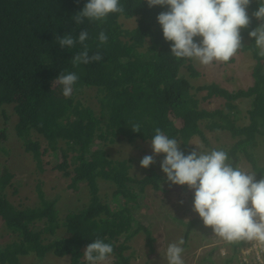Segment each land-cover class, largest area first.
I'll list each match as a JSON object with an SVG mask.
<instances>
[{"label":"trees","instance_id":"1","mask_svg":"<svg viewBox=\"0 0 264 264\" xmlns=\"http://www.w3.org/2000/svg\"><path fill=\"white\" fill-rule=\"evenodd\" d=\"M87 2L0 0V118L18 119L16 131L29 153L27 158L31 156L37 168L46 152L51 151L53 158L60 154L63 160H58L54 168L71 178L69 188L73 192L87 188L92 195L87 208L61 217L62 195L46 197L40 183L35 204L18 206L12 203L7 190L16 173L8 167L1 168L0 241L7 236L13 241L7 245L0 242V264H20V258L29 255L43 261L50 250L59 258H68L69 264H86V246L97 238L113 245L114 251L106 262L130 264L134 254L125 255L130 248L128 243L141 232L150 253L154 252L151 224L136 221V206L130 204H136L138 192L148 186L163 192L158 183L161 177L151 170L137 180L130 172V161L108 159L102 142H150L155 129L160 128L170 138L178 139L182 151L188 154L194 137L206 142L201 123L207 131L228 132L236 141L227 150L233 166H237L242 155L257 173V180L264 174L257 157V150H264L258 138L264 136V57L258 55L255 41L248 36L258 21L253 19L249 29L241 30L246 38L241 51L256 62L254 86L247 91L230 92L216 83L197 88L192 85L189 78L200 77L201 73L192 59L171 56V44L165 41L157 21L158 14L166 8H149L145 0H121L124 13L110 14L104 21L85 19L76 25L73 17ZM257 8V0H252L249 15ZM122 17L136 20L137 27L125 30L120 23ZM84 30L89 34L85 42L89 55L99 53L102 60L74 66L71 60L83 50V45L62 49L56 36L67 34L78 39ZM101 31L108 36L103 44L98 39ZM183 68L188 73H182ZM61 71L75 72L79 77L71 97L63 96L61 85H53ZM88 90L95 91V103L83 101ZM201 92L205 95L199 97ZM246 97L252 98L249 124L239 127V111L233 102ZM217 98L225 100L224 108H200V104ZM133 123L140 124L139 133L132 131ZM33 130L45 139L44 152L40 142L32 141ZM6 141L5 131L0 134V142ZM105 181L114 184L116 190L111 200L104 202L98 193L100 183ZM17 192L10 194L16 197ZM176 222L185 223L181 217ZM198 224H187L184 251L191 230Z\"/></svg>","mask_w":264,"mask_h":264},{"label":"clouds","instance_id":"2","mask_svg":"<svg viewBox=\"0 0 264 264\" xmlns=\"http://www.w3.org/2000/svg\"><path fill=\"white\" fill-rule=\"evenodd\" d=\"M145 2L149 8L160 6L167 9L166 11H161L158 14L157 21L162 28L165 41L170 42L171 44V56L177 58L178 60L183 58L194 59L202 66H209L213 64V62H216L219 67H222L223 71L226 72L227 69L233 65L234 70L237 73H239L240 69H247L253 76L256 62L251 56L254 62L249 66L248 60L245 57L247 52L241 51V49L245 47L243 40L246 39L242 37L241 30L249 29L253 19L259 23L257 27L248 31V36L250 39L255 41L254 47L258 49V55L260 57H264V0H257L258 8L255 11H252L251 15H249L248 10L251 6L252 0H145ZM124 11L125 9L121 4V0H88L83 9L78 12L73 19L76 25H81L84 23L85 19L89 21H104L110 14L124 13ZM88 38V31L84 30L79 33L78 39L67 34L63 37L56 36V43H58L62 49L74 48L77 43L83 45V50L74 55L71 60V63L74 66L101 61V54L96 53L89 55L88 46L85 43ZM98 39L103 44L107 42L108 36L104 31H101ZM231 77L234 79L235 74L233 73ZM78 79L79 77L75 72L61 71L60 75L53 81V85H61L62 94L67 98L72 96L74 85L77 83ZM195 80H201L202 83H200V86L217 83L212 79H210L207 83H204L205 79L201 77H197ZM254 81L255 78L253 76V82ZM217 85L230 92L239 90L247 91L250 87L254 86L253 84L249 88H235L231 90L220 84ZM194 87L197 88L199 86ZM198 95L202 97L205 94L201 92L198 93ZM217 99L220 100L221 98ZM214 100L215 99L205 103L212 105ZM243 100H249L250 102L249 108L245 112H243L239 106V102ZM203 104H200V108ZM233 105L236 106L237 111H239L237 126L243 127L248 125V113L251 110L252 98H239L233 102ZM221 108H224V106ZM243 113L245 114L244 119L246 120V123L243 126H240L239 121L243 116ZM13 120L16 124L18 123L17 118H1L0 120L2 121V124L0 123V134L5 131L7 133L8 130L7 141L0 142V147L4 148V150L0 151V153L9 156L11 151L8 148V143L16 142V153L13 160L19 159L18 161L20 162L23 156H26L27 158L29 153L25 151L24 141L18 136L19 134L16 131V124L14 125V136H11L10 134L9 124ZM200 125L204 132L206 129H204L201 123ZM140 127L139 123H133L131 129L133 132L139 133ZM33 132L36 133L33 130L31 131V135H33ZM221 132L222 131L216 133ZM39 136L42 137L41 135ZM258 138L259 142H262L261 147H263L264 136L258 135ZM43 139L33 135L32 141L40 142L42 151L44 152L47 144L45 139ZM192 140H190L191 151L188 154H185L182 151V146L178 139L176 140L175 138H170L160 128L155 129V134L151 138L150 142H144L151 144V149L155 156H159L161 154L164 156L160 167L162 172L166 175V182L170 186L178 185V189H180V191L182 190L181 186L186 185L183 189L184 196L186 199L193 200L192 210L200 217L199 219L194 220L184 219V225H178L176 222V218L178 216L176 215H184V213L188 210V208L185 209L184 207L178 205L177 207L184 211L181 213L174 212L176 215H167L166 220L169 223L167 226V234H169V229H173L172 226L174 225H177L181 231L183 229H186L187 231V224L190 221H198L199 224L190 232L189 240L192 237L195 238L196 235L202 234L201 232H203V228L205 226L212 229L214 237L223 239L230 244L237 241H243L239 244H231L235 260L241 251L242 245L244 243H248L249 248L257 253V255H254L249 264H264V174L259 180H257L256 172L254 174L249 171L242 170L240 166H233V161L229 160L227 150L212 149L210 151H203L199 147H196L199 149L197 151L191 145ZM202 140L203 139L201 138V141ZM232 140L235 141L234 139ZM122 142L127 141L121 139L115 143H101V148L107 155L108 159L115 160L110 156V152L107 151V148L112 149L117 144ZM234 145H232V147ZM46 155L53 157L51 151L43 154L42 165L39 168H37L38 164L33 161L36 169L40 170L42 173L46 172L45 166L49 163ZM240 156L242 155H239V157ZM60 158L62 157L59 154V158H53L52 161H50L49 164L53 166V169H55L54 167L57 164L54 162H57ZM130 159L131 158L124 160L130 161V172L132 175L136 176L137 180H141L148 175L147 173L141 178H138V176L133 172L134 161L133 159ZM7 163L8 161L6 159L2 168L8 167ZM154 163L155 159L153 155H145L140 161V167L148 169ZM42 169H44V171H41ZM162 181L163 178L161 177L158 183L164 191L159 192L155 190L157 193L162 195V199H164V194L167 193L168 196L176 197L180 203L185 205L191 203L183 198V193H175V188H164L162 186ZM102 185H107L112 189V194L109 199L111 200L113 193L116 190L114 184L109 181L100 183V191L102 190ZM39 186L41 185L39 184ZM79 187L86 186L80 185ZM147 188H152L154 190L152 186H148L146 189ZM41 190H43L42 187ZM100 191L98 193L99 199L103 201L100 197ZM144 192H138V199ZM121 202L122 200L120 203ZM89 204L87 206H89ZM136 204L131 202L130 207L136 206ZM113 205L115 204L113 203ZM87 206H84L83 208H87ZM83 208L76 211L75 214L79 213V211ZM68 216L71 215L68 214L66 217ZM101 216H104V214ZM202 224L204 225L201 226ZM150 231L154 237L151 228ZM140 235H144L143 232L135 236L128 243V245L130 246V243ZM184 244L185 240L183 237L180 238L178 242L169 243L166 249H160L161 255L163 252L162 256L164 259L166 258L168 264H184V260L182 259L184 248L181 247ZM113 251L114 249L111 243H106L104 239L97 238L86 246L83 260L86 264H103V262L111 256ZM127 252L128 251L125 252L126 256ZM48 254H52L54 257L59 258L52 250L47 252L46 257ZM28 257H30V255ZM22 259L23 258L21 257L20 264ZM63 259L65 260L66 257ZM228 260L232 262V258ZM43 261L33 260L31 264H41ZM109 264H111V260H109Z\"/></svg>","mask_w":264,"mask_h":264},{"label":"rangeland","instance_id":"3","mask_svg":"<svg viewBox=\"0 0 264 264\" xmlns=\"http://www.w3.org/2000/svg\"><path fill=\"white\" fill-rule=\"evenodd\" d=\"M120 23L125 30L129 31L137 27V22L134 19H126L122 17L120 19ZM245 57L248 60L250 66L254 62L252 57L249 54H245ZM192 61V64L201 73L200 77L205 79L204 83H207L210 79H212L213 81L217 82L216 84H220L231 90L235 88H249L254 84L253 76L248 72L247 69H240L239 73H237L232 65L227 69L226 72L223 71L222 67H219L218 63L216 62H213V64L209 66H202L194 59H192ZM182 73H188L187 69L183 68ZM233 73L235 74L234 79L231 77ZM189 80L191 81L193 86H200V83H202L201 80L196 81L192 78H189ZM87 95L88 97H85L87 99L84 98L83 101H86L88 103H95L97 101L94 97L95 91L88 90ZM224 103L225 101L223 99H215L212 105L204 103L202 107L207 110L213 111L216 108L223 107ZM249 105V100H243L239 102V106L243 110V112H245L249 108ZM244 118L245 114L243 113V116L239 121L240 126H243L246 123V120ZM0 123L2 124V121H0ZM15 124L16 122L14 120L9 124L11 136H14ZM204 132L207 142H204L203 140L201 141V139L196 137H194V139L191 141L192 147L197 151L199 149H197L196 147H199L203 151H210L212 149L228 150L232 147V145L235 144V141L230 138V135L228 133H212L208 132L207 130H205ZM33 135L43 139L37 133L33 132ZM8 148L11 151L9 156L0 153V165L2 168L7 159L8 167L16 173V177L13 180V185L8 188V195L13 204H18V206L34 205L35 201L38 200L37 187L40 183L42 184L41 187L43 189V192H45L46 197H52L57 193L62 195V199L60 200V215L62 217H66L68 214L78 211L91 202L92 195L88 192L87 188H82L81 190L76 192H73V189L69 188L71 184V178L64 172L53 169V166L49 164L50 161H52L53 157L46 155L49 163L45 166L46 172L42 173L40 172V170L36 169L31 157L26 158V156H23L20 162L18 161L19 159L13 160L16 153V142H9ZM107 151L110 152V156L115 160H124L129 158L133 159V172L138 176V178H141L150 170H153L163 178L162 186L164 188H175V193H183V198L186 201L191 202L185 205L183 203H180L176 197L168 196L167 193L164 194V199H162V195L160 193H157L152 188H147L146 191L141 194L136 207L133 209V215L136 221L138 220L144 224H151L150 228L153 231L155 242L153 245L154 252L150 253V249L147 247L144 235H140L136 239H134L130 243V249L126 253L127 255H130L131 253L134 254L132 260L130 261V264H168L166 258L164 259V257L162 256L163 252L161 255L160 249H166L169 243L178 242L180 238L184 237L186 229H183L181 231L177 225H174L172 226L173 229L168 230V233L171 236L167 234V226L169 225L168 221L166 220L167 215H176L174 212H183L184 210L177 207L178 205H180L185 209L188 208V210L184 213V215L178 214L176 216L187 220L200 218L199 215L192 210L193 200L186 199V197L184 196L183 189L186 187V185L181 186L182 190L180 191V189H178V185L170 186L166 182V175L162 172L160 167L161 161L163 160L164 156L162 154L159 156H155L151 149L150 143L137 142L134 144H130L128 142H122L117 144L112 149L107 148ZM145 155H153L155 159V163L148 169L140 167V161ZM257 157L258 164L261 167H264L263 149L257 150ZM238 158L240 160L237 166H240L242 170L249 171L255 174L252 165L246 158H244L243 156H240ZM61 160L63 159L60 158L59 161ZM54 163L56 164L58 162ZM15 190L18 191L16 193V197H14V195L11 196L10 193H12V191L14 192ZM111 194L112 189L107 185H102L100 197L103 199V201L109 200ZM105 216L106 215L104 214L103 217ZM203 225L204 224H202L201 226ZM201 233L202 234L196 235L195 238L192 237L188 241L186 250L182 254L184 264H224L230 258H232V262H229V264H249L254 255H257V253L249 248L248 243H244L241 247V251L239 252L238 257L235 260L233 257L231 244H239L243 241H237L230 244L223 239L214 237L212 229L205 226L203 228V232ZM9 240L13 241L11 237L7 236V238L4 241H1V243L4 242L3 245H7V242ZM22 258L23 259L21 260V264H31L34 260L32 256H26ZM41 264H69V259L66 258L64 260L63 258H56L52 254H48L45 260L41 262ZM103 264H109V262L105 261L103 262Z\"/></svg>","mask_w":264,"mask_h":264}]
</instances>
